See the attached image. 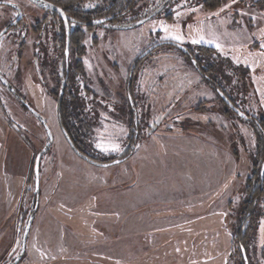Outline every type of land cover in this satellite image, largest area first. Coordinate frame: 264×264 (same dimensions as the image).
I'll use <instances>...</instances> for the list:
<instances>
[{
    "label": "rangeland",
    "instance_id": "374dc122",
    "mask_svg": "<svg viewBox=\"0 0 264 264\" xmlns=\"http://www.w3.org/2000/svg\"><path fill=\"white\" fill-rule=\"evenodd\" d=\"M9 1L25 16L10 30H0V73L7 81H0V264H9L18 254L32 211L25 250L15 264L240 262L233 234L238 221L241 230L248 227L249 220L240 221L239 213L250 204V184H257L254 172L261 161L254 153L259 141L254 123L261 120L264 129V3L221 0L205 6V0H139L136 13L118 22L128 24L161 2L162 8L135 26L84 27L83 73L77 71L73 90L93 115L84 137L88 152L105 161L133 147L122 161L98 165L76 154L61 130L54 90L63 60L60 55L51 79L40 57L42 49L49 54V32L38 35L25 27L31 17L49 15L48 8L33 0ZM107 2L82 0L80 8H96L97 14ZM15 15L0 2V28ZM201 36L203 41L192 43ZM164 39L186 46L190 54L164 43L138 59L147 46ZM54 44L63 49L60 36H54ZM203 57L214 63L223 92L252 120L236 114L201 79L191 60L199 64ZM129 83L136 121L134 112L121 109ZM32 109L52 134L39 159L37 197L34 156L48 135ZM197 138L212 140L225 160L219 156V174L213 164L218 177L190 185L176 171V161L182 160V169L188 170L189 140ZM192 166L209 168L205 162ZM259 197L260 215L246 253L264 264V191Z\"/></svg>",
    "mask_w": 264,
    "mask_h": 264
},
{
    "label": "trees",
    "instance_id": "16d2710c",
    "mask_svg": "<svg viewBox=\"0 0 264 264\" xmlns=\"http://www.w3.org/2000/svg\"><path fill=\"white\" fill-rule=\"evenodd\" d=\"M51 1L54 2L55 4L59 5L63 10L67 9L69 12H75L78 15L80 14L86 20L85 29H87V30L92 24L96 23L93 20V18H95V17L110 16L108 21L120 23L118 21L121 19V17L123 15L130 13V12L136 13V11L141 6V5L138 6L139 8L136 7V5H138L137 2L139 0H108L106 6H103V8L101 6H99L100 13L96 14L94 12L96 8L95 9L87 8V10L81 9L80 6H81L82 0H64V2H61L59 0H51ZM220 1L221 0H210V1L205 0L204 5L205 6H216L219 4ZM260 1H261V3H264V0H260ZM162 2L165 3L166 0H163ZM162 2L159 3L158 5L153 6L152 9H150L148 12H146V14H148L152 10L158 8L162 4ZM135 7L137 9H135ZM146 14H144V15H146ZM141 17H142V15H141ZM137 18H140V16H134L132 21H134ZM99 24H102V23H99ZM59 25H60V23H59ZM59 27H60L59 30H58V28L54 29V36H56V35L60 36V41L62 42L61 45L63 47L66 43L64 40L65 36H66L65 23L64 24L62 23ZM82 27L83 26L77 24L74 26V30L70 31V34H69L68 71L66 72L65 70H63V72L61 73L62 80H60V74L57 75L55 81L58 83V87H57V91L54 90V93L56 94L57 114H58V120H59L60 125H62L64 127L65 131L69 135V137L72 140V142L74 143V145L81 152H83V153H85V154L96 159L95 156L91 155L88 152L87 142L84 141V137L88 134L90 126L93 123V121H92L93 115L85 109L86 103H85L84 98L76 95V93H74V90H73V85L77 81V75L76 74L78 72H80L81 74L83 73L82 54L84 52L83 42H84V39L86 36V32H85V29H82ZM41 29H42V26L39 23L38 28L32 29V31L33 32L37 31L38 35H40L39 34L40 32H47V33L49 32L48 27L43 28L42 31H41ZM23 43H24V41L20 44V46L23 45ZM201 49H205V48L201 46ZM46 51H47L46 49H42L41 50L42 54L40 57H41V60L43 61V63L46 66H49V54L46 53ZM184 53H186V52H184ZM204 53H206V52H204ZM204 53H203V55H204ZM188 54H190V53H188ZM60 55L62 57L61 59L64 62V51H63V49H61V51L59 49H56L54 52V56H53L54 74L56 72V65L58 63ZM136 61H137V58L134 62L135 64H136ZM191 62H192V60H191ZM200 62H201V63H199L200 69L202 68L204 70V71H201V72H203L202 80L210 83V85L213 86V88H215V89L219 88L226 93V91L220 86L218 80H216L217 74L215 72L213 73L214 63L212 61H210V59H208L207 57L206 58L203 57L200 60ZM134 67L135 66H133V68ZM127 90H128V92H131L130 83L127 85ZM121 107H122L121 108L122 110L127 108V110L130 113H133L132 108H131L130 103H129L128 93L124 97V100L122 101ZM40 122L43 124L42 121H40ZM254 124L257 127V130H258L257 132L259 134L258 146L256 147L257 150L254 153L255 154L257 153L259 156L261 155V161L258 164L257 171L254 172V174H255L254 177L257 180V182H256L257 184H256V186H253L252 184L248 183V185L250 184L252 186V189H250V191L248 192L249 198L247 200V202H249L250 204L247 205L244 208V210H242L239 213L240 214L239 215L240 221L246 220V219L249 220L248 221V227L245 230H241V225H239L240 222L238 221V223L236 224L237 226L235 228V233L233 234V239H234L233 242H235V239L237 238L235 243H238V246H240V244H242L245 248V252H247V249H248L247 246L250 243L251 232L255 227L254 224H256L257 219L260 215L259 211H257V209H256V205L258 204V201L260 198L259 196L264 191V176L262 179L260 178V167H261L262 160L264 159V129L262 128L263 122L260 120ZM45 130H46V128H45ZM46 133H47V131H46ZM132 148L133 147L131 145L129 151L126 152L123 156H125V157L129 156L131 151H132ZM35 156H34V160H35ZM32 173H33L34 180H35L34 166L32 168ZM251 183H252V181H251ZM263 250H264V248H263ZM246 256L248 258L249 264H258L253 259H251V260L249 259V253H246ZM236 264H244L243 257H241V261L236 263Z\"/></svg>",
    "mask_w": 264,
    "mask_h": 264
},
{
    "label": "water",
    "instance_id": "95a60500",
    "mask_svg": "<svg viewBox=\"0 0 264 264\" xmlns=\"http://www.w3.org/2000/svg\"><path fill=\"white\" fill-rule=\"evenodd\" d=\"M35 1L36 3L48 8V9H52L53 11H55L56 13H58L63 19H66V13L65 11L57 4H55L54 2H52L51 0H33ZM162 8V6H159L158 8L152 10L150 13L140 17V18H137L135 19L134 21L128 23V24H124V23H116V22H110L108 21L110 16H99V17H95L93 18L94 22L96 23H102L104 26L106 27H113V28H123V27H130V26H135V25H138L140 23H142L145 19L149 18L150 16L156 14L160 9ZM10 24H7V26L4 28V30L9 26ZM66 38H65V49H64V59H65V64H66V69L68 68V55H69V30H68V25L66 26ZM164 43H169V44H172V45H175L177 46L178 48H180L183 52H186V53H189V49L174 41V40H171V39H164V40H159V41H156L152 44H150L149 46H147L140 54H138V58H141L143 57L144 55H146L149 51H151L153 48L161 45V44H164ZM192 62L195 63V59L192 58ZM131 74H129L130 76ZM218 94L221 96V98L223 99V101L236 113L238 114L240 117L244 118V119H248L249 116L244 112L242 111L238 106H236L233 101L219 88H216ZM131 93L128 92V98L131 102ZM25 103V101H24ZM32 111L37 115V117L39 118L40 121L43 122V125L44 127L46 128V131H47V134H48V140L47 142L45 143V145L42 147V149L40 151L37 152L36 156H35V160H34V173H35V194H36V197L38 196V167H39V159H40V155L42 153V151H44L49 145H50V142H51V139H52V134H51V131L49 129V126L46 124V122L44 121V119L40 116V114L33 110ZM134 120L136 121V111L134 110ZM60 124V123H59ZM61 126V130L67 140V142L69 143V145L71 146V148L74 150V152L76 154H78L80 157H82L83 159L91 162V163H94V164H98V165H109V164H112V163H116V162H120L122 161L125 156H121V157H116V158H112L110 160H105V161H101V160H97L83 152H81L75 145L74 143L72 142V140L70 139L69 135L67 134V132L65 131L64 127L62 125ZM264 176V159L262 160V163H261V167H260V178L262 179ZM36 205V202L34 204V206ZM33 215H34V212H30L28 218H27V221H26V224L24 226V229H23V233H22V237H21V247H20V250L18 252V254L13 258V260L9 263V264H15L19 258L22 256L24 250H25V244H26V239H27V234H28V231H29V227H30V224L32 223V219H33ZM240 249H241V254H242V257H243V260H244V264H248V260H247V256H246V252H245V248L242 244H240Z\"/></svg>",
    "mask_w": 264,
    "mask_h": 264
},
{
    "label": "flooded vegetation",
    "instance_id": "af4514ba",
    "mask_svg": "<svg viewBox=\"0 0 264 264\" xmlns=\"http://www.w3.org/2000/svg\"><path fill=\"white\" fill-rule=\"evenodd\" d=\"M0 2H4V4L6 6H8L9 8H12L13 10L16 11V15L12 19L8 20L7 22L5 21L4 24L2 25V27L0 28V30L2 28L4 29L7 26V24H10L5 29V31H8L11 28L15 27L16 25H18L20 22H22V20L24 19L25 15H24V12H23L22 8H20V6L18 4H15V3L13 4L9 0H5V1L4 0H2V1L0 0ZM47 10L49 11V15L47 13H43L40 16L31 17L33 22L31 23L30 26L29 25L28 26L25 25V27H26V29H27V27L35 29V28H38V24L40 23V25L42 26V29L45 28V27L49 28V78L53 79V75H54L53 56H54L55 50L59 48V44H57V45L54 44V29H56V28H58V30L60 29V27H55L56 23H58V26H60L62 23L63 24L65 23V27L68 25V30H69V34H70V31L74 30V26L77 25V24L83 26L82 29H84L85 24H86V20L80 14L78 15L75 12H69L67 9L64 10L65 13H66V19H63L58 13H56L52 9H47ZM3 12L5 13V11H3ZM17 13H19V15H17ZM31 13L36 14V12H33V10L30 11V14ZM46 19H49L48 24L47 23L44 24ZM59 23H60V25H59ZM42 29H41V31H42ZM65 38H66V36H65ZM64 49H65V45L63 46V51H64ZM83 54H84V52H83ZM68 63H69V55H68ZM194 65H195V67L197 69V72L199 73V75L201 76V79H202L203 72H201V71H204V70L202 68H201L202 70L200 69V65L198 64V62H196V60H195ZM133 66L134 65L131 66L129 74H131V72H133ZM63 70H65L66 72L68 71V68L66 69L65 59H64L63 65L60 67L59 71L63 72ZM60 72H58V74H60ZM0 81L1 82H5L7 84L6 78H5V76L2 73H0ZM206 83H208V82H206ZM208 84H209V86L211 87L212 90H216V89L213 88V86L210 85V83H208ZM13 93L16 94L17 96H20V94L17 91H13ZM131 98H132L131 102L129 100V103H130V106L132 108V111L134 112L135 106H134V102H133V97L131 96ZM22 102L25 105L24 100ZM252 119L253 118H251L249 116V118L247 120H252Z\"/></svg>",
    "mask_w": 264,
    "mask_h": 264
},
{
    "label": "crops",
    "instance_id": "0c3cea01",
    "mask_svg": "<svg viewBox=\"0 0 264 264\" xmlns=\"http://www.w3.org/2000/svg\"><path fill=\"white\" fill-rule=\"evenodd\" d=\"M190 166L188 168V170H183L182 169V163H184L182 160H177L176 161V171L181 175V178L185 179V182H189L190 185H197V183H200V185H203V179H205L206 181L208 180V178L212 177L214 175L213 172V164L216 163L217 169V173L219 174L220 172H222L223 168L220 165L221 163V158L219 156H222V154L219 153V147L217 145H215V143L212 140L209 139H190ZM199 141H201L200 143H203L202 149L201 146H199ZM223 151V150H222ZM225 160V157L222 156ZM181 159V158H179ZM179 161V162H178ZM206 163L209 168H207L206 170L203 168H196L194 166H192V164H196V165H201L203 163ZM178 163H179V167H178ZM185 168L186 163L184 164ZM181 166V167H180ZM217 173L215 172L214 177H218ZM188 185V184H187ZM208 189V188H207ZM199 192L204 193L205 190H199ZM229 197V198H228ZM225 204H228L229 207V203L231 202V196L229 195V193L225 196ZM222 207V206H221Z\"/></svg>",
    "mask_w": 264,
    "mask_h": 264
},
{
    "label": "snow or ice",
    "instance_id": "6c2138e0",
    "mask_svg": "<svg viewBox=\"0 0 264 264\" xmlns=\"http://www.w3.org/2000/svg\"><path fill=\"white\" fill-rule=\"evenodd\" d=\"M17 15H19V13H17ZM161 29H162L163 31H165V32H168L167 27L164 26L163 24H161ZM170 35H171V38H172V39H175V40H177V41H179V40L182 39V37L179 36V35H175V34H170ZM203 40H204V37L201 36L199 39H194V40H192V43H200V42L203 41ZM207 42H208V43H212L213 41L209 40V41H207ZM216 47L219 48L220 45L217 44ZM262 47H264V45H262ZM111 148H112L113 150H119V145L113 144V145H111ZM105 150H107V149H105Z\"/></svg>",
    "mask_w": 264,
    "mask_h": 264
}]
</instances>
